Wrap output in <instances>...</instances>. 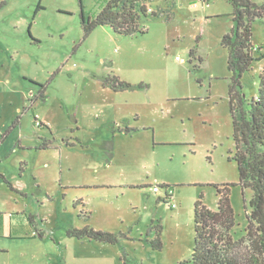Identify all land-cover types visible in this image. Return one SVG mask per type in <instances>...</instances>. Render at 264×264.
I'll return each mask as SVG.
<instances>
[{"label": "rangeland", "instance_id": "obj_1", "mask_svg": "<svg viewBox=\"0 0 264 264\" xmlns=\"http://www.w3.org/2000/svg\"><path fill=\"white\" fill-rule=\"evenodd\" d=\"M106 3L0 0V174L12 185L0 177V264H179L194 248L195 204L216 211V186L229 185L232 234L245 235L252 191L233 160L222 46L232 5L153 0L150 12L169 10L170 20L149 16L146 33L133 36L100 26L85 39L82 8L95 17ZM252 42L264 53L260 20ZM263 70L264 58L244 75L248 100ZM109 75L134 88L105 87ZM32 81L46 85L44 99ZM40 138L53 147L30 149ZM86 226L122 237L113 245L67 234Z\"/></svg>", "mask_w": 264, "mask_h": 264}, {"label": "trees", "instance_id": "obj_2", "mask_svg": "<svg viewBox=\"0 0 264 264\" xmlns=\"http://www.w3.org/2000/svg\"><path fill=\"white\" fill-rule=\"evenodd\" d=\"M151 1L153 0H107L106 5L95 17H87L82 8L80 16L85 39L100 26H108L119 35L133 36L146 33L143 21L149 16L152 19H159L162 16L171 19L169 10L150 12ZM226 1L232 5L234 22L231 31L222 39V46L228 51L227 67L231 73L229 104L234 129L233 160L238 166L239 184L242 190L252 191L250 209L247 212V227L242 238L234 239L232 232L236 226V215L231 204L229 185L216 186L218 196L216 211L209 209L202 198L195 204L194 248L191 257L179 264H264V70L259 76L258 93L251 100L244 95L242 85L244 75L252 69L256 61L264 58L261 48L256 47L252 42L253 23L258 20L264 23V2L256 4L253 0ZM41 9L39 5L38 10ZM29 34L34 42H38L31 34V27ZM195 54V50L190 52L191 63ZM32 82L39 86V96L44 99L46 85ZM103 83L105 87L115 92L134 88L116 75L104 77ZM34 118L37 122L35 114ZM18 125L17 120L12 128ZM54 142L53 138H40L35 149L47 150L53 147ZM23 165L25 166V163L21 164ZM0 177L12 188L5 176L0 174ZM34 186L39 189L37 184ZM173 196V191L167 192L163 201L170 203ZM30 219L32 220V217ZM67 234L79 240L87 238L113 245L118 244L122 237L90 226L82 229L70 228ZM39 237L43 238L42 232L39 233ZM152 245L154 249H162L160 235ZM123 260V264H126L125 259Z\"/></svg>", "mask_w": 264, "mask_h": 264}, {"label": "crops", "instance_id": "obj_3", "mask_svg": "<svg viewBox=\"0 0 264 264\" xmlns=\"http://www.w3.org/2000/svg\"><path fill=\"white\" fill-rule=\"evenodd\" d=\"M18 145H19V148L20 149H26V147L25 146H23V144H21L20 142H18ZM38 145V144H37ZM36 145V146H37ZM36 146H34V147H32V148H30V149H34V151L35 152H40V151H42V150H36L35 148H36ZM174 201V196H173V198H172V202ZM173 205H174V207H176V204L175 203H172ZM32 241H34V242H39L36 238H34V239H31Z\"/></svg>", "mask_w": 264, "mask_h": 264}, {"label": "built area", "instance_id": "obj_4", "mask_svg": "<svg viewBox=\"0 0 264 264\" xmlns=\"http://www.w3.org/2000/svg\"><path fill=\"white\" fill-rule=\"evenodd\" d=\"M155 192H159V187H154V189H153ZM169 193H171L172 191H168Z\"/></svg>", "mask_w": 264, "mask_h": 264}]
</instances>
